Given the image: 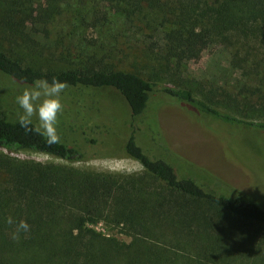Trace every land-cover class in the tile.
<instances>
[{
    "label": "trees",
    "instance_id": "obj_1",
    "mask_svg": "<svg viewBox=\"0 0 264 264\" xmlns=\"http://www.w3.org/2000/svg\"><path fill=\"white\" fill-rule=\"evenodd\" d=\"M60 15H81L71 24L87 28H103L109 15L124 16L148 43L146 61L121 69L109 49L103 57L110 63L95 51L79 66L42 68L28 53L51 51L47 39ZM215 45L227 51L233 72L245 77L237 92L206 89L195 79L166 83L202 47ZM53 76L67 83L64 93L72 99L90 92L111 100L117 95L129 119L149 113L160 87L169 101L198 114L264 131V119H252L264 117V0H0V79L7 85L0 97V148L87 158L67 129H58V142L48 144L17 123L18 106L10 102L33 79ZM137 129L121 147L122 156L142 165L141 175L0 154V264H264V200L222 191L219 180L191 166L185 171L188 163L182 167L161 152L150 156L145 146L148 138L149 145L158 144L154 127ZM8 216L25 220L29 231L12 239ZM101 220L130 240L89 226Z\"/></svg>",
    "mask_w": 264,
    "mask_h": 264
},
{
    "label": "rangeland",
    "instance_id": "obj_2",
    "mask_svg": "<svg viewBox=\"0 0 264 264\" xmlns=\"http://www.w3.org/2000/svg\"><path fill=\"white\" fill-rule=\"evenodd\" d=\"M74 18L81 19V15H60L52 25L47 39V44L52 46L51 51L46 50L43 56L29 52L28 57L37 58L36 62H40L42 68H65L84 64L95 51L98 52L97 59L110 63L113 59H107L103 54L112 49L117 61L113 62L121 69L133 70L135 67L132 64L136 63L140 67L146 61L142 50L146 49L148 43L144 35L136 32L133 24L130 26L131 23L124 16L109 15L103 28H87L80 24L74 26L71 24ZM149 32L143 31L145 36ZM61 37L62 42L57 41ZM96 40L100 43H95ZM151 65L155 66L156 63L151 62ZM179 79H195L206 89L220 86L237 92L245 77H241L239 72H233L227 51L215 45L202 47L195 58L182 65L175 80L170 79L166 83L174 86L180 84ZM6 86L0 79V97L6 96V91L2 92ZM159 88L156 87V98L149 113L135 120L129 119L128 114L122 111L123 101L117 95H113L115 99L111 100L99 93L90 92L76 94L72 99L68 93H63V111L58 115L57 130L67 129L69 140L78 142L86 159L68 161L47 153L8 151L4 148H0V154L24 161L55 163L92 172L141 175L144 170L142 165L133 158L122 156L124 150L121 146L135 128L136 131L138 127L147 129V125L152 124L158 144L152 143L151 146L148 144L150 138L147 139L145 148L150 156L156 152L158 156L174 159L182 167L183 162L188 163V166L183 167L185 171L191 166L204 176H212L220 181L221 184L217 186L222 191L235 189L264 200V131L242 125L230 126L198 114L187 106L169 101L161 95ZM213 94L214 91L207 93V96L210 98ZM10 103L15 105L14 101ZM243 117L246 118L245 114ZM252 119L261 121L264 117ZM84 130L86 132H82ZM92 139L97 142H92ZM89 226L104 235L127 242L130 240L118 228H111L105 221Z\"/></svg>",
    "mask_w": 264,
    "mask_h": 264
},
{
    "label": "clouds",
    "instance_id": "obj_3",
    "mask_svg": "<svg viewBox=\"0 0 264 264\" xmlns=\"http://www.w3.org/2000/svg\"><path fill=\"white\" fill-rule=\"evenodd\" d=\"M67 87L66 82L55 76L51 80L45 77L35 78L25 85L15 96V104L18 106L17 123L20 128L26 134L40 136L48 144L58 142V115L63 111L62 94ZM5 223L13 226L12 239H16L21 232L27 233L30 228L25 220L16 221L12 216H8Z\"/></svg>",
    "mask_w": 264,
    "mask_h": 264
}]
</instances>
